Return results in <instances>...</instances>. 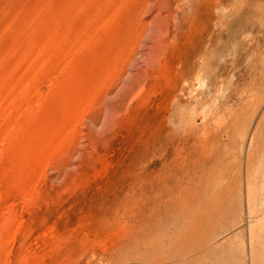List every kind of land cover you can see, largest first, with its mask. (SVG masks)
Instances as JSON below:
<instances>
[{"label":"rangeland","instance_id":"1","mask_svg":"<svg viewBox=\"0 0 264 264\" xmlns=\"http://www.w3.org/2000/svg\"><path fill=\"white\" fill-rule=\"evenodd\" d=\"M0 264H264V0H0Z\"/></svg>","mask_w":264,"mask_h":264}]
</instances>
